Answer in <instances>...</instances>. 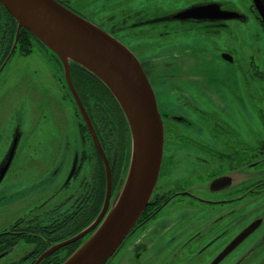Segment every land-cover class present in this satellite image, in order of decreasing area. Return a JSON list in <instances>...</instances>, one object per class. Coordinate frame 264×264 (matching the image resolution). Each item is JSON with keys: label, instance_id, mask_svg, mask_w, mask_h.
<instances>
[{"label": "flooded vegetation", "instance_id": "obj_1", "mask_svg": "<svg viewBox=\"0 0 264 264\" xmlns=\"http://www.w3.org/2000/svg\"><path fill=\"white\" fill-rule=\"evenodd\" d=\"M55 1L110 34L137 57L163 119L164 154L158 184L146 215L118 253V264H264V109L259 111L261 117L251 109L253 100L264 106V39L258 31L264 36V6L260 12L248 0V13H244L225 0H194L183 7L168 6L166 0L147 4V0H137L140 4L129 0L120 6L124 0H115L118 11L114 13L105 14L109 6L84 14L86 8L74 5V0ZM208 4L219 8L207 18H175L191 7ZM0 20L4 23L0 38V264H26L7 261L26 238L37 241L32 251H42L39 258L85 229L58 240L92 213L93 179L100 164L105 179L106 172L58 60L33 43V55L41 56L40 65L49 69L63 93L62 98L58 93L55 98V92L50 96L70 110H62L61 116L35 81L41 77L51 82L47 71L25 67L28 56L19 54L23 44L18 31L11 39L13 24L1 8ZM234 23L256 31L252 40L249 34L246 38L249 46L253 44L250 55L237 54L235 47L221 48L211 39L206 41L216 56L206 60L197 36L219 34ZM142 41H149V46L145 48ZM218 64L226 66L224 75L210 70ZM252 83L259 85L252 87ZM25 90L28 95L22 94ZM81 101L106 151L114 194L125 179L128 150L122 156L118 135L100 133L106 123L105 104L98 102L96 116L95 107ZM252 126L258 127L254 147ZM28 147L35 151V160L22 156ZM27 174L32 179L37 176L39 188L52 185L56 191L10 223L4 219L5 210L10 202L23 204L18 190L27 182ZM81 242L58 249L45 262Z\"/></svg>", "mask_w": 264, "mask_h": 264}, {"label": "water", "instance_id": "obj_2", "mask_svg": "<svg viewBox=\"0 0 264 264\" xmlns=\"http://www.w3.org/2000/svg\"><path fill=\"white\" fill-rule=\"evenodd\" d=\"M253 2L261 12L264 0ZM0 4L17 23L18 33L21 29L27 30L62 66L63 79L106 172L105 200L98 217L70 240L46 251L35 264L43 263L58 249L79 240H82L79 247L61 264H111L137 230L136 224L150 203L161 173L164 124L152 84L140 61L126 46L57 1L0 0ZM216 8H219L216 4L198 5L175 18H207ZM72 63L110 92L129 127V166L122 186L114 194L109 160L73 84ZM72 175L73 171L69 179Z\"/></svg>", "mask_w": 264, "mask_h": 264}, {"label": "rangeland", "instance_id": "obj_3", "mask_svg": "<svg viewBox=\"0 0 264 264\" xmlns=\"http://www.w3.org/2000/svg\"><path fill=\"white\" fill-rule=\"evenodd\" d=\"M74 1H75L74 5H79L82 8H86V11L85 10L82 11L84 14L88 13L87 11L89 9L98 8V10H100L101 7L105 8V7H109V6H111L109 9L103 10L105 12V14L114 13V12L118 11V1L115 2V0H74ZM149 1L150 0L145 1L144 4H147ZM189 1H194V0H166V3L168 6L183 7V6H187L188 4H186V3H188ZM221 1H224V0H221ZM227 1H231L232 6L234 8L239 9L240 11H242L244 13H248L249 5H250V2L248 0H225V2H227ZM131 2L135 3V4L141 3L140 1H137V0H131ZM129 3H130L129 0H124V4L120 5V6H126ZM84 6H86V7H84ZM232 6H230V7H232ZM88 17L89 16H86V18H88ZM3 24H4L3 21L0 20V38L3 35V33H2ZM251 24L253 26H256L254 23H251ZM247 26H251V25H247ZM258 31H259L260 37H262V39H264V36L262 35L261 30H258ZM253 33L255 34L256 31L253 29L247 30L246 25L234 23V25H232L230 27V29H228V30L222 29L219 34H215V35L203 34L200 37L197 36V38H199V41H200L199 43L201 44L202 55L204 57H207L206 60H215L216 52L213 49L212 45L206 40H211V39L217 40L218 44L221 46V48L235 47L239 51V52H237V54L240 53V54H244L246 56H249L253 50V44H251L250 45L251 47H250L248 45V43H249L248 41H250V40L246 41V38H248V34H249L250 38L252 40ZM193 38L194 37H192V36L188 37V39H193ZM149 43H150L149 41H142V45H145L144 46L145 48H147L149 46V45H147ZM16 53H19V51ZM33 53H34L33 49H32V52L30 54H27V55L24 52L20 51L19 54H21V55L23 54L25 56H28V58H27L28 63L26 64L25 67H27V69H29V65H30L33 69L40 70V68H42V70L47 71V74H48L47 78L51 82L44 81L43 79H41V77H35V75L33 76L36 78L35 79L36 83L38 85H40V92L46 93L45 96H46L47 101H49L50 103L55 105L53 107H55L56 114H59L61 116L62 110H64L66 113H69L70 110L68 108L62 106L63 103L61 102V100L60 101L58 100L56 102L53 101L54 99L50 95H53V93L55 92L56 96L53 95L55 98L57 97V93L59 95L58 98H62V96H63L62 90H61L59 84L55 82V78L52 76V73L49 71V69L44 68L40 65L41 64V58H40L41 56L33 55ZM219 61L223 64V62L220 59H219ZM31 62H33V63H31ZM34 62H36V64H34ZM222 64H218V65L214 66L213 68H210V70L218 71L220 73L219 74L220 76L224 75L227 68L225 65H222ZM32 79L33 78H31L30 81L32 83H34V81H32ZM258 85H256L255 83L253 85V83H252V87H258ZM32 87H34V85ZM40 92H37V93L40 94ZM22 94H27L26 90L24 92L22 91ZM251 109L253 112H254V109L257 110V113L259 114L260 110L263 111L264 106L261 105L260 102L257 103L255 100H253V101H251ZM33 113H37L36 109L33 110ZM260 117H261V115H260ZM30 118L33 119V115L30 114ZM80 128H82V127H80ZM257 129H258V127L256 128V127L252 126V132H251V142H252L251 146L252 147H254L255 144L257 143L256 142L257 138H256V135L254 133V131L258 132ZM27 131H29V127L27 128ZM75 131H76V128H75ZM36 133L37 132H35L33 135H35ZM30 149L31 148L28 147L22 156L23 157L26 156L28 158L31 157V158H33L32 160H35L37 157L35 154V151L33 150L32 152H30ZM253 171H255V169ZM28 172H29V169H28ZM26 176H27V182L25 183V185L22 188H19V190H18L20 192L19 196H21L23 199L22 200L23 204L21 205V207L19 204H15L14 206H12V202H10L9 208H7L5 210L7 213V216H4V219L10 223L15 221L17 218L23 216L24 214H29L30 210L34 209L40 203H42L46 200H49L56 191V189L52 185L48 186V188H45V189L39 188L36 185V182L38 181L37 176L33 177V179H32L31 175L27 174ZM18 208H20L21 210L20 211L17 210ZM37 212H38V210H37ZM38 213H40V211ZM32 243L33 242H31L30 244H28L26 242L20 243L21 248L18 249L16 252L12 253L7 258V261L17 263L19 261H22L27 256L31 255L30 253L33 252L32 251V249H33ZM117 257L118 256L115 257V259L112 261V263H114V264L118 263ZM26 264H29V263H26ZM30 264H32V263H30Z\"/></svg>", "mask_w": 264, "mask_h": 264}, {"label": "trees", "instance_id": "obj_4", "mask_svg": "<svg viewBox=\"0 0 264 264\" xmlns=\"http://www.w3.org/2000/svg\"><path fill=\"white\" fill-rule=\"evenodd\" d=\"M0 8L5 12V14L9 17L10 21L13 24V28H12L13 32L11 34V39H14L17 33V23L1 4H0ZM18 34H19V41L23 44L21 51L24 52L26 55L30 54L33 49V43L37 42L36 39L25 29H21ZM71 76H72L73 84L77 92L79 93L80 97L82 98V100L88 106L93 105L95 107V109L92 110V113H94V115L96 116L98 115V108H97L98 102L102 101L105 104V108H106L105 112L107 113L106 123L104 125V129L101 128L102 131L100 133L102 134L107 133L108 137H112V134L114 133L118 135V152H120V154L123 156L125 150L126 149L128 150L126 154L127 170H128L130 155H131V139L129 136L130 133H127L129 131V127L116 100L98 80H96L94 77L89 75L87 72H85L83 69H81L78 65L74 63L71 64ZM83 129L86 132V128H83ZM125 136L128 137L127 142L125 141ZM99 168L100 170L98 171V173L95 175V178L93 179L94 185L92 184V187L89 192L91 194L90 195L91 200H93L92 207H91L92 213L89 214V216L84 217L78 223H76L74 228H71L67 231V232H70L73 230L71 233H68L66 236H63V238H60L58 240H62L68 237L70 238L74 233H79L83 228H87L89 225H91L94 222V220L98 217L100 210L104 204L105 189H106V179H105V174H104L103 167L101 164ZM93 186H95V188H93ZM145 215H146V212H145ZM57 223L58 225L62 224V221L58 220ZM25 242L30 244L31 242L34 243L37 241L34 240L33 238H26ZM70 247L71 248H69V250L65 254L58 255L54 259L50 258V260H47L46 262L44 261L43 263L44 264H61L79 246L77 247V245H74V246L71 245ZM41 253L42 251L40 250L32 252L30 253L31 255L27 256L24 260H22V262L33 264Z\"/></svg>", "mask_w": 264, "mask_h": 264}]
</instances>
